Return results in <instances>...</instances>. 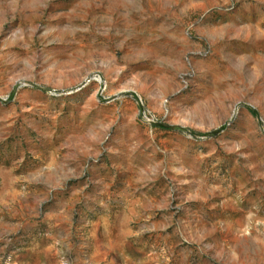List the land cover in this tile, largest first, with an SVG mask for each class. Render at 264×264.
<instances>
[{"label": "rangeland", "instance_id": "1", "mask_svg": "<svg viewBox=\"0 0 264 264\" xmlns=\"http://www.w3.org/2000/svg\"><path fill=\"white\" fill-rule=\"evenodd\" d=\"M0 264H264V0H0Z\"/></svg>", "mask_w": 264, "mask_h": 264}, {"label": "trees", "instance_id": "2", "mask_svg": "<svg viewBox=\"0 0 264 264\" xmlns=\"http://www.w3.org/2000/svg\"><path fill=\"white\" fill-rule=\"evenodd\" d=\"M219 130L213 131L212 134H217Z\"/></svg>", "mask_w": 264, "mask_h": 264}]
</instances>
